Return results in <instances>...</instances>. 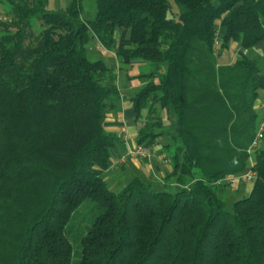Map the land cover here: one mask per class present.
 <instances>
[{"label": "trees", "instance_id": "trees-1", "mask_svg": "<svg viewBox=\"0 0 264 264\" xmlns=\"http://www.w3.org/2000/svg\"><path fill=\"white\" fill-rule=\"evenodd\" d=\"M82 1L0 0V264H74L72 233L79 264H264V147L231 209L221 181L248 170L261 121L264 70L244 52L264 43V0H96L92 19ZM91 35L120 67L89 59ZM232 43L238 56L220 63ZM135 62L149 67L125 75L143 82L137 142L151 146L163 114L173 119L175 191L139 176L112 190L104 177L120 142L105 118L122 112L118 74Z\"/></svg>", "mask_w": 264, "mask_h": 264}, {"label": "crops", "instance_id": "crops-1", "mask_svg": "<svg viewBox=\"0 0 264 264\" xmlns=\"http://www.w3.org/2000/svg\"><path fill=\"white\" fill-rule=\"evenodd\" d=\"M59 6V5H58ZM51 8V7H50ZM52 9H61L60 7L52 8ZM223 28L221 29V33H223ZM261 46V45H258ZM239 47L237 43H234L233 49H229L222 53L220 57V63L222 64H231L234 59L237 57L236 53H238ZM250 52V51H249ZM248 52V53H249ZM238 55V54H237ZM259 56V55H258ZM145 63L143 62H135L133 63L131 74L136 75L137 72H134V67L137 65L142 66ZM124 76V75H123ZM125 77V76H124ZM138 79L127 80V88L131 91V97L133 92L139 88L143 82L141 80L136 81ZM122 112L117 115H107L105 118V128L107 131L116 132L120 136V142L117 143L116 147L112 151L111 160H110V168L104 173V177L108 182V185L112 190L121 189L126 183H128L135 176L141 177L146 182L150 183L153 188L162 190L165 188H172L174 191L178 189L180 186L175 183L169 182L167 183V177L172 172V164L170 159L167 158V151L165 146L163 145L161 150H155V148L160 144V137L151 144L153 157L151 161L143 160V159H129L126 163L119 164L118 160L121 156L126 152V150L130 147L135 146L138 142V126L135 123V113L133 109V103L126 98H123L122 95ZM123 127L127 128L126 133H122L121 129ZM162 157L167 158V162H165ZM245 184V183H241ZM229 192L233 190H238L239 194H244L241 185L233 184L231 185ZM228 192V193H229Z\"/></svg>", "mask_w": 264, "mask_h": 264}, {"label": "rangeland", "instance_id": "rangeland-1", "mask_svg": "<svg viewBox=\"0 0 264 264\" xmlns=\"http://www.w3.org/2000/svg\"><path fill=\"white\" fill-rule=\"evenodd\" d=\"M70 2H71V0H50V7L51 8H56V7L66 8L70 4ZM4 9H5L4 4L0 3V14L3 13ZM96 11H97L96 0H83L82 1V17L83 18H85V19L94 18V16L96 15ZM169 15L173 19H176L178 17V8L174 3H172ZM218 28L220 29L219 26H218ZM218 39L220 41V38H218ZM233 45H234V43H232V45L230 46V49H233ZM260 45L261 46H256V47L252 48L249 53H248V51H245L244 53L249 54L252 57L259 55L258 57L261 58L260 64L264 70V43H262ZM218 46H219V44L217 43L216 52L219 54L220 50H219ZM87 47H88V57L90 60H93V61L94 60H103L108 65H110L111 67H114V68H118L122 65L120 57H118L115 54V52L104 49L103 46L100 44V42L98 41V39L94 35H91L90 41H89ZM237 54L238 53H236V56H238ZM221 56H219V57H221ZM148 68H149L148 65H142V66L137 65L136 67H134V72H137V74H138L139 72L143 71L144 69H148ZM132 71H133L132 68H130V71H128L125 67L124 70H121V74H118V79H117V85H118V87H119V89L123 95V98H126L127 100H130V98H131V91L129 88H127L128 86H127V82H126V79L124 76L126 74L130 75V76H134V74L133 75L131 74ZM136 81H139V80H136ZM256 111L259 115V119L261 120L264 117V89L261 90L259 93V97H258V100L256 102ZM163 115H164L165 127L162 130L163 134L159 139L160 144L155 148V150H157V151L161 150L163 145L168 144L169 139L171 137V133L173 132V128H174L173 119L170 117H167V115L165 113ZM156 131H158V130H156ZM261 147H264V135L260 139L257 149H259ZM162 159H167V158L162 157ZM171 182L178 185L174 179L171 180ZM241 183H245V184H241ZM236 185L242 186V190H243L244 194L240 195L238 190H236V188L232 192H229L228 189L232 188L229 186L227 188V191L224 193V196H223V197L227 198L228 209H231L233 203L236 200L248 196L252 190V187H253L252 182H241L240 181V182H237ZM168 190L173 191L174 189L168 188ZM87 204L88 203H85L82 207H80L78 214L75 216V219L73 220L74 230H75L74 232H76L77 230H81V229H82L81 231H86L85 224L87 223V219H90V217L92 215V212L87 209ZM83 222H84V224H82ZM70 238L72 240V243L74 246V252H75V255L73 257L74 264H79V262L81 260L80 242H79V240H77V238L75 236H73V233L70 235Z\"/></svg>", "mask_w": 264, "mask_h": 264}, {"label": "built area", "instance_id": "built-area-1", "mask_svg": "<svg viewBox=\"0 0 264 264\" xmlns=\"http://www.w3.org/2000/svg\"><path fill=\"white\" fill-rule=\"evenodd\" d=\"M121 132L123 134L126 133L127 128L123 127L121 129ZM263 135H264V117L261 119L259 123L255 141L247 150L249 153L248 170L244 172L243 174L227 177L224 179V181L221 180L222 182H227L228 184H235L240 181L241 182H252V183L255 181L257 174L254 170V165H255L254 155L258 148L259 141L263 137ZM152 157H153V152H152L151 146L149 147L146 144L137 143L135 146L130 147L126 150V152L118 160V163L119 164L126 163L129 159H143V160L151 161ZM163 160L167 162V159H163Z\"/></svg>", "mask_w": 264, "mask_h": 264}]
</instances>
